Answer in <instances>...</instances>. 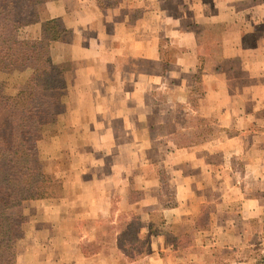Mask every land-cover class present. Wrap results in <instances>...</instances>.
<instances>
[{"label": "crops", "instance_id": "1", "mask_svg": "<svg viewBox=\"0 0 264 264\" xmlns=\"http://www.w3.org/2000/svg\"><path fill=\"white\" fill-rule=\"evenodd\" d=\"M178 1L51 0L45 9L43 19L60 17L71 29L63 53L76 64L65 74L68 99L52 151L44 150L64 166L56 172L59 205L30 200L47 206L49 243L33 244L42 264H258L259 254L244 249L247 228L264 217V9L184 0L202 4L179 27L165 7ZM206 24L220 25L216 36ZM177 114L201 118L205 138L176 141ZM129 210L138 217L135 238L150 246L133 257L123 243L127 222L117 220ZM188 229L194 249L178 245ZM219 245L236 246L237 259L216 262Z\"/></svg>", "mask_w": 264, "mask_h": 264}, {"label": "trees", "instance_id": "2", "mask_svg": "<svg viewBox=\"0 0 264 264\" xmlns=\"http://www.w3.org/2000/svg\"><path fill=\"white\" fill-rule=\"evenodd\" d=\"M44 0H0V72L27 71L13 94L0 83V264H15L14 245L22 237L21 215L12 212L25 201L54 196L58 179L32 159L42 128L54 119V108L70 64L54 61L51 43L64 32L58 18H42ZM39 23V37L20 39V27ZM128 250V247L125 246ZM258 264H264V249Z\"/></svg>", "mask_w": 264, "mask_h": 264}, {"label": "rangeland", "instance_id": "3", "mask_svg": "<svg viewBox=\"0 0 264 264\" xmlns=\"http://www.w3.org/2000/svg\"><path fill=\"white\" fill-rule=\"evenodd\" d=\"M263 1L264 0H252L249 3V0H241L239 7L242 10H248L249 7L251 8V5H252V7L255 6L256 10L258 9V11H261L262 9H264V5L262 3ZM111 2L113 1H110V3ZM189 2L191 3L186 4L184 0L178 1V3H175L174 8L170 6L169 4L165 6L167 10H172V14L176 15V18L175 19L173 18L174 19L173 24L177 23L179 27H184V26L188 27L189 24L188 23L185 24V23L187 21H190V18L192 15L194 17L197 16L196 12L198 11V9H200L199 7L202 3L201 2L192 3L193 1H189ZM103 3H106V2H103ZM176 4L179 6L178 8L175 7ZM49 5H51V0H44V2L39 4L38 8L40 10V15L42 18H43L44 12L46 10L49 11ZM193 5L195 7H193ZM251 9H254V8H251ZM182 15H186V16L182 17ZM58 20L63 26L64 32L62 36L60 37V39L51 43V47H50L51 56L54 61H65V62L67 61L68 65L70 64V67H71L72 65L74 66L76 62L74 60H70L69 58L68 60L64 57V56L66 57L70 56L71 51L65 48V53H63V46L65 45V43H69V44L71 43L73 39V33L71 32L70 28H67L65 26V21H63L60 17H58ZM34 24L38 25V23H34ZM34 24L20 27L17 31L18 38L20 39L38 38L39 35H36L37 30L34 28L35 27ZM67 24L70 25L69 23ZM201 24L202 23H196V26L199 27ZM206 25L207 26L209 25V27H206L205 33L206 34L209 33L210 36H216V33L218 32L220 25L219 24H206ZM171 54H173L172 51L170 52L166 51L167 56H170ZM197 67H198L197 73L195 74V78H194L197 84H195L193 91L191 92L193 103L196 102V98L201 93V86L198 84V81L200 79L202 65L199 64ZM27 76H28L27 71L22 72V73L15 72L13 74L0 72V83L3 84L4 92L6 94H13L14 92H16L18 88H20L24 84L25 78ZM66 91H67V84H65V86L60 90L59 102L55 105V108H54V119L50 121L49 123H46L43 126L41 136L36 141V153L32 157L34 161L39 162L43 166V169L45 170V172L51 174L55 178H57L56 176L57 170L59 168L64 167L63 163L57 164L56 159L51 160L49 158L50 154L49 153L45 154L44 150L46 149V150L52 151L53 143H51L50 139L54 137L57 133L58 125L60 124L59 115L61 114L65 105L67 104L68 98L66 97ZM174 123L177 126L175 130L176 134L174 136H175L176 141H178L179 143H185L188 140L198 142L201 139L205 138L204 137L205 130L201 129V126H199L203 123V121L199 117H196L193 115L186 116V115L177 114L176 118L174 119ZM180 126H191L192 127L191 133H187L185 130H180L178 128ZM171 128L172 127H170V129ZM209 128L210 127H208V129ZM41 144L45 148H42L43 146H41ZM51 154L53 155V153ZM156 156L157 154L154 151V147L152 145H147V157L153 161V159ZM49 168H51V172L47 171ZM57 179L59 180V178ZM168 189L169 188L166 182V184L163 186V191H164L163 197L165 198L169 197ZM53 191L56 192L54 196L41 198V199H47V200L55 199L54 203H56V205H59L57 202L58 201L57 198L59 196L58 187L56 186L55 189H53ZM131 196L135 197L136 194L134 193L133 195V193H131L130 197ZM113 201H115L114 197H113ZM40 203L41 202L38 201V202H34V204H31L29 200V201H25L24 203H22V205L12 210L13 213H15L16 215H21L24 218L23 225H22V229H23L22 237L17 239L14 245L15 264H18L17 261H20L21 264H22V261H24L23 264H27L26 263V260H28L26 258L27 255H30L31 264H42L43 263L44 256H43V252L41 251L42 249L38 250L33 247L34 243L40 247H44L45 244L49 243L47 242V240L45 241V239H47L45 237H48L47 235L50 234L49 227L48 225L45 226L44 225L45 222H43L42 220V216H43L42 209L46 210L47 206L44 204H40ZM205 215L206 214H203L202 220L206 219V217H204ZM107 217H108L107 219L112 218L111 216H107ZM118 219L119 220L121 219L122 222H125V223L127 222L126 225H128V227L125 230L123 243L125 246L128 247L129 254L132 257L133 255L137 253V251L147 252L148 250H150L148 240H145V242H143L142 240H137V238H135V234L139 235L138 229L140 227L137 224L138 217L136 216V214L133 213L132 210L120 211L119 214L117 215V220ZM187 224L192 225L191 221H189ZM122 225L123 224H120L119 227ZM182 226L184 227L186 225L183 224ZM251 226L252 227L247 228V238H248L249 246L244 250H246L245 252L251 251L252 254H255V253L260 254L263 252V251H260V249L262 250L264 249V217L262 218L260 216L256 217L254 223H251ZM41 228H45L47 230H43L42 233L38 231L37 232L34 231V230L41 229ZM51 230L55 232L57 228H51ZM184 233L185 234H182L178 245L184 246V247L186 246L187 248L194 249V247H192L194 243L191 240L192 233L189 231V229L188 231ZM235 247L236 246L234 247H223V245L217 246L216 251H219L217 252L219 256H217L218 258H216V262H219L221 258L225 257L226 254L231 255L233 258L236 257L235 259H237V256L235 254V249H238V248H235ZM58 253L59 251L57 250V248H53L52 254L57 256ZM81 260H83V264H85V259H81ZM135 260L141 261V259H135ZM54 264H58V261L55 258H54Z\"/></svg>", "mask_w": 264, "mask_h": 264}]
</instances>
